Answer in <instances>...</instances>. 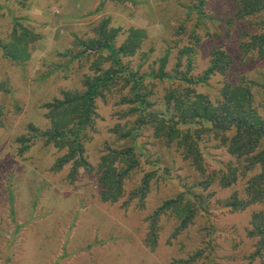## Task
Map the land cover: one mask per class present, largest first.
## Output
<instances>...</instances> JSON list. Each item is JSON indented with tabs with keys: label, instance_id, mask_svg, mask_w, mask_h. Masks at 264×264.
Here are the masks:
<instances>
[{
	"label": "rangeland",
	"instance_id": "374dc122",
	"mask_svg": "<svg viewBox=\"0 0 264 264\" xmlns=\"http://www.w3.org/2000/svg\"><path fill=\"white\" fill-rule=\"evenodd\" d=\"M236 9L235 0H0V46L13 39L15 26L21 31L18 24L28 33L17 40L25 46L20 60L4 56L0 48V264H264V251L254 254L255 239L247 234L251 213L264 203L231 210L222 202L241 182L195 186L199 200L184 195L182 203L198 201L197 210L176 236L181 220L174 208L152 215L184 189L180 181L193 186L205 175L150 130L129 144L117 140L112 128L126 118L115 111L126 105L114 104L113 96L106 104L98 102L83 141L81 157L87 163L72 175L70 162L52 169L67 148L48 144V134L41 132L49 126L46 102L63 90L82 88L89 58L72 57L79 47L75 42L93 36V27L108 17L121 30L116 45L129 26L145 28L148 37L130 58L133 69L139 65L148 75L145 83L160 108L166 89L178 83L173 67L185 71L189 58L188 74L200 75L217 45L233 54L232 69L197 85L200 91L214 99L223 82H235L242 74L264 84V56L250 52L241 58L238 51L240 41L248 40L245 31L254 30L255 16L238 18ZM165 54L167 76L158 79L150 73ZM257 87L255 103L264 104V88ZM30 126L39 129L36 138ZM126 144L140 166L123 177L117 201H105L98 181L101 156ZM203 158L206 173L213 174L232 156L207 147ZM147 171L153 173L147 193L132 194Z\"/></svg>",
	"mask_w": 264,
	"mask_h": 264
},
{
	"label": "trees",
	"instance_id": "16d2710c",
	"mask_svg": "<svg viewBox=\"0 0 264 264\" xmlns=\"http://www.w3.org/2000/svg\"><path fill=\"white\" fill-rule=\"evenodd\" d=\"M235 2L238 18L255 16L254 30L245 31L248 40L240 41L238 45L240 57L245 58L250 52L264 56V0ZM18 26L21 31L18 32L15 26L13 39L0 46L4 56L14 61L20 60L21 52L25 50V46L17 40L24 35L28 36L24 28ZM93 31V36L79 38L75 42L79 47L71 54L79 60L89 58L86 59L89 66L81 78L82 88L75 86L63 90L61 96L45 104V115L49 122L47 131L41 130L48 134L45 141L58 150L67 148L66 152L57 157L52 169L62 168L70 162L72 175L79 164L87 163L81 157L87 127L97 116L98 102L106 104L113 96L114 104L126 105L115 111L119 119L126 118L124 123L117 121L112 128L117 140H126L129 144L130 140L150 130L152 136L164 141L167 148L173 145L195 171L205 175V179L197 181L193 186L180 181L184 189L178 196L163 201L153 211L152 215L158 217L167 209L174 208L181 220L180 226L173 231L174 236L195 215L198 201L196 205L182 203L186 194L199 198L200 195L193 192L195 186L205 187L214 180H218L217 183L222 187L241 182L239 190L234 189L229 197L223 199L225 206L231 210H243L252 203H264V104L256 105L254 100V89L257 86L264 88V84L242 74L235 82H223L214 99L207 92L200 91L197 85H206L212 75H225L232 69L233 54L217 45L211 51L208 66L200 75L188 74L191 65L189 58L185 71L173 67L178 83L166 89L160 108L161 104L153 95L151 97L152 89L149 90L145 83L148 75L140 72L139 65L133 69L130 58L138 52L143 39L148 37L145 28L129 26L124 31L126 38L118 45L115 39L121 30L110 24L109 17L100 20ZM165 56L167 54L161 57L158 70L152 71L150 75L158 79L167 76L164 71ZM30 129L34 138L40 134L35 132L39 131L37 127L30 126ZM128 144L106 149L101 156L98 181L105 201L116 202L122 194L123 177L140 166L134 148ZM207 147L223 148L232 159L224 166L220 164L213 174H208L203 158ZM152 177L153 173L147 171L139 189L132 194L144 196ZM152 231V236L156 237ZM247 234L255 239L254 254L263 253L264 208L251 213ZM197 256L198 253H195L191 258Z\"/></svg>",
	"mask_w": 264,
	"mask_h": 264
},
{
	"label": "crops",
	"instance_id": "0c3cea01",
	"mask_svg": "<svg viewBox=\"0 0 264 264\" xmlns=\"http://www.w3.org/2000/svg\"><path fill=\"white\" fill-rule=\"evenodd\" d=\"M79 1V0H78ZM75 8H77V6H75ZM79 8V7H78ZM71 10H74V8L71 7ZM79 9H75V12H77ZM34 11V10H33ZM74 257V254L72 255ZM72 259V257L69 259V261ZM68 261H65L64 263L62 264H68L67 263Z\"/></svg>",
	"mask_w": 264,
	"mask_h": 264
}]
</instances>
